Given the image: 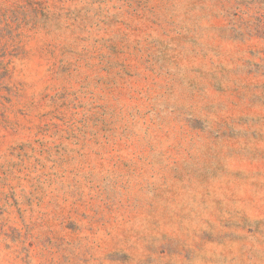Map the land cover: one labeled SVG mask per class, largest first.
Returning a JSON list of instances; mask_svg holds the SVG:
<instances>
[{
  "label": "rangeland",
  "instance_id": "374dc122",
  "mask_svg": "<svg viewBox=\"0 0 264 264\" xmlns=\"http://www.w3.org/2000/svg\"><path fill=\"white\" fill-rule=\"evenodd\" d=\"M0 264H264V0H0Z\"/></svg>",
  "mask_w": 264,
  "mask_h": 264
}]
</instances>
